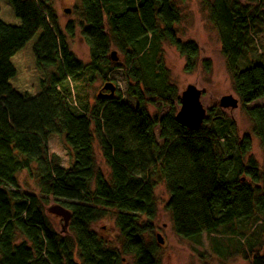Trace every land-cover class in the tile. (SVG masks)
Segmentation results:
<instances>
[{"label":"trees","instance_id":"obj_1","mask_svg":"<svg viewBox=\"0 0 264 264\" xmlns=\"http://www.w3.org/2000/svg\"><path fill=\"white\" fill-rule=\"evenodd\" d=\"M78 1L86 65L70 53L44 0H0V264H124L127 257L132 264H158L155 243L145 240L153 235L156 180L165 186V209L178 237L239 235L255 225L264 213V156L261 166L248 156L251 138L240 137L221 111H208L197 132L174 120L178 102L162 46L185 59L186 73L198 58L194 42L177 38L174 0ZM204 6L239 103L264 98V64L237 67L251 35L264 26V0H204ZM110 46L121 54L120 64L110 61ZM114 69L123 71L134 108L118 91L93 106L70 91L71 80L78 89L94 76L109 81ZM156 100L168 108L161 117L145 109ZM243 110L264 154V107ZM94 142L105 172L95 167ZM51 146L65 161L48 152ZM33 165L38 194H21L16 176L33 175ZM48 199L70 212L64 231L48 220ZM109 212L121 239L116 247L92 229ZM253 233L242 257L264 264L255 242L260 234Z\"/></svg>","mask_w":264,"mask_h":264},{"label":"rangeland","instance_id":"obj_2","mask_svg":"<svg viewBox=\"0 0 264 264\" xmlns=\"http://www.w3.org/2000/svg\"><path fill=\"white\" fill-rule=\"evenodd\" d=\"M46 5L53 11L57 24L63 34L68 49L73 56L83 65L89 63V49L82 39L78 28V18L75 15L76 10L80 7L78 0H44ZM174 5L179 12V23L175 26L177 38L181 42H194L198 48V58L196 66L190 73L184 71L185 59L169 44L162 46V61L168 73L169 83L176 90V112L179 109V98L181 92L188 86L192 85L202 92L200 102L205 109V117H208V111L211 114H219L220 111L232 119L237 127L238 135H248L251 138V150L248 156L255 159L261 166L263 163V152L258 140L252 135V123L244 113V108L264 107V98L258 99L253 103L242 107L238 102L237 108L234 110H224L218 106L220 98L223 96H232L237 98L232 91L231 78L228 74L225 61L220 52V42L216 31L208 21V13L204 6V0H174ZM67 10L68 13H64ZM260 19L264 21V11L260 15ZM71 26L72 35L66 34V29ZM249 49L242 54L238 61V69H244L252 63L264 64V26L257 28L256 32L251 35ZM116 53L118 64L122 60L121 54L110 46L108 56L111 52ZM207 62L206 66L203 62ZM109 81H104L101 76H94L91 82H79L78 89L74 88L75 83L69 82L70 91H80L85 96L88 105L93 106L96 95L100 91L103 84L110 82L115 86L116 91L120 93L121 101L131 108L136 106V102L126 93V83L123 71L114 69L108 75ZM76 82V83H78ZM75 103V102H74ZM145 109L150 116L161 117L168 108L161 105L159 101L154 104H146ZM154 134L158 136V129L154 130ZM160 144L161 141L157 140ZM50 154L62 157L65 161L66 157L57 151L53 146L48 148ZM95 167L105 172V166L101 158L100 152L93 144ZM33 175L26 172L17 174L18 192L21 194H38L35 178V166H32ZM168 195L165 186L161 181L156 180L154 187V206L155 214L150 224L153 226V235L145 236L146 243L154 242L157 251L156 259L158 264H250V260H244L241 252L247 249V244H252L251 233L255 228V232L260 234L259 241H255L260 253H264V213L259 214L258 222L250 225L248 228L241 229L239 235L229 234H208L202 233L199 237L192 239H183L174 234L169 213L165 209ZM53 206H61L62 201L48 199L44 206L47 218L55 231L61 232L63 222L47 212V209ZM244 224V223H242ZM249 224V223H248ZM93 231L98 233L110 246L116 247L121 243V239L115 227V212H109L106 218L101 219L92 225ZM160 235L162 244H157L155 236ZM257 235V234H256ZM254 239V238H253ZM260 243V244H258ZM124 264H132L131 258L127 257Z\"/></svg>","mask_w":264,"mask_h":264},{"label":"water","instance_id":"obj_3","mask_svg":"<svg viewBox=\"0 0 264 264\" xmlns=\"http://www.w3.org/2000/svg\"><path fill=\"white\" fill-rule=\"evenodd\" d=\"M64 13H68V11L65 10ZM109 59L114 63L118 61L114 51L109 54ZM103 91H108V94H103ZM114 91L115 86L112 83L107 82L102 85L101 90L96 95V98L111 99L113 98ZM201 94L202 92L192 85H188L180 94L179 109L174 116V120L179 126L187 129L188 131L197 132L203 123L206 111L200 102ZM238 102L237 98H233L228 95L220 98L218 106L224 110H234L237 108ZM47 212L59 217L62 220V229L67 227L71 217L70 212L67 209H64L61 206H53L47 209ZM155 239L157 244H162L160 235L157 234Z\"/></svg>","mask_w":264,"mask_h":264},{"label":"flooded vegetation","instance_id":"obj_4","mask_svg":"<svg viewBox=\"0 0 264 264\" xmlns=\"http://www.w3.org/2000/svg\"><path fill=\"white\" fill-rule=\"evenodd\" d=\"M102 93H103V94H108V91H103ZM115 94H116V90H115V92H114V96H115Z\"/></svg>","mask_w":264,"mask_h":264}]
</instances>
